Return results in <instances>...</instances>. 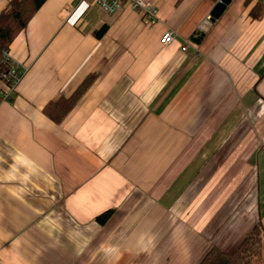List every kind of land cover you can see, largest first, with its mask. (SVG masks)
Wrapping results in <instances>:
<instances>
[{"label":"crops","instance_id":"1","mask_svg":"<svg viewBox=\"0 0 264 264\" xmlns=\"http://www.w3.org/2000/svg\"><path fill=\"white\" fill-rule=\"evenodd\" d=\"M145 1L154 22L46 0L11 43L27 70L10 100L0 78V264H198L264 223V0H232L189 51L216 2ZM89 74L65 119L45 113ZM197 202H239L210 243Z\"/></svg>","mask_w":264,"mask_h":264},{"label":"trees","instance_id":"2","mask_svg":"<svg viewBox=\"0 0 264 264\" xmlns=\"http://www.w3.org/2000/svg\"><path fill=\"white\" fill-rule=\"evenodd\" d=\"M46 0H9L5 8L0 12V78L6 73L9 61L4 54L10 51V45L15 37L24 30L34 14L40 9ZM217 2L218 0H213ZM253 17L259 19L264 15L262 5L257 3L251 10ZM107 29L104 25L96 31L101 37ZM206 32L197 29L188 39L197 44L201 43ZM97 78L96 74H89L76 88L71 96L59 98L45 107V113L56 122H61L75 108L79 100L91 87ZM112 210L105 211L97 220L103 224L111 216ZM198 264H264V223L259 220L251 231L245 236L238 247L231 253L214 246L202 258Z\"/></svg>","mask_w":264,"mask_h":264},{"label":"built area","instance_id":"3","mask_svg":"<svg viewBox=\"0 0 264 264\" xmlns=\"http://www.w3.org/2000/svg\"><path fill=\"white\" fill-rule=\"evenodd\" d=\"M83 2L86 0H77ZM94 3L107 14H112L118 9H120L123 3H128L134 9L143 13L144 16L151 22L156 21L159 18L158 8L151 4L147 3L145 0H94ZM211 16L208 15L206 19L199 25V30L206 32L212 25ZM177 33L170 29L164 32L162 35L161 41L164 45H167L175 40ZM193 47V44L190 40H185V43L182 45L183 51H189ZM4 57L9 61V67L6 73L3 74V79L8 85V90L5 94V99L10 100L16 93L17 86L21 81L27 66L21 65L13 56H11L10 51L4 54Z\"/></svg>","mask_w":264,"mask_h":264},{"label":"rangeland","instance_id":"4","mask_svg":"<svg viewBox=\"0 0 264 264\" xmlns=\"http://www.w3.org/2000/svg\"><path fill=\"white\" fill-rule=\"evenodd\" d=\"M210 28H211V26H210ZM210 28L208 29V30H206V33L210 30ZM229 193H230V191H229ZM246 193V191L244 190V194ZM230 197V196H229ZM208 202V201H207ZM239 206V202H236L235 204H232V205H230V206H228V210L225 212L224 210H222V213L221 214H218V215H216V212L218 211H216V209H217V207H219V206H216V207H213L212 206V215L210 216V213L209 214H207V210L209 209V208H211L207 203H198L197 202V204L195 205V209H196V211L193 213L194 214V216L191 218V220H190V223L191 224H194V222H195V225L196 226H198L199 225V222L201 221V220H203V217L204 216H206L207 218V220H205V221H208L207 223H209V228L207 229H205L202 233H200V235L202 236V237H204L205 239H207L208 241H209V243H210V241L212 240V238L214 237V234H216L217 232H218V228L222 225V219L223 218H225L227 215L229 216L230 214H231V212L235 209V208H237ZM216 211V212H215ZM210 217H212L211 218V220H208ZM206 223V222H205ZM211 224V225H210ZM190 226V225H189ZM212 226V227H211ZM213 228H215L216 230L215 231H213V230H210V229H213ZM214 232V233H213ZM212 237V238H211ZM207 241V242H208ZM212 247H214V246H212ZM211 247V248H212ZM210 250H208V252H209ZM207 254V253H206ZM205 254V255H206ZM204 255V256H205Z\"/></svg>","mask_w":264,"mask_h":264},{"label":"water","instance_id":"5","mask_svg":"<svg viewBox=\"0 0 264 264\" xmlns=\"http://www.w3.org/2000/svg\"><path fill=\"white\" fill-rule=\"evenodd\" d=\"M232 0H218L213 7L210 16L212 22L219 19V17L223 14V12L226 10L227 6L231 3Z\"/></svg>","mask_w":264,"mask_h":264}]
</instances>
